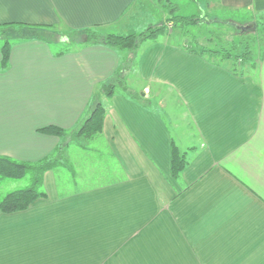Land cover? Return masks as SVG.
<instances>
[{
	"label": "crops",
	"instance_id": "crops-1",
	"mask_svg": "<svg viewBox=\"0 0 264 264\" xmlns=\"http://www.w3.org/2000/svg\"><path fill=\"white\" fill-rule=\"evenodd\" d=\"M149 1L0 0V25L126 35ZM201 2L248 21L264 14V0ZM171 37L144 42L126 73L143 105L101 94L122 59L106 46L57 53L19 39L6 67L0 52V157L37 163L67 144L64 165L43 175L45 197L0 212V264H264V55L235 75ZM96 100L101 133L87 144L70 139ZM167 100L178 102L180 123ZM46 127L67 137L39 132ZM172 143L187 160L176 181Z\"/></svg>",
	"mask_w": 264,
	"mask_h": 264
},
{
	"label": "trees",
	"instance_id": "trees-1",
	"mask_svg": "<svg viewBox=\"0 0 264 264\" xmlns=\"http://www.w3.org/2000/svg\"><path fill=\"white\" fill-rule=\"evenodd\" d=\"M168 8V7H167ZM177 6L169 5V19L167 25L171 29H179L184 39L183 48L190 54L206 56L210 59H219V63H230V71L238 75L239 69L249 65L251 68L260 57L264 55V26L263 23L248 22L255 25L254 31L242 32L229 21L210 20L208 15L202 16H176ZM165 27L149 26L139 33L126 35L99 34L92 29L80 31L60 32L54 27L36 28L23 24L0 25V39L4 41L1 47V67H6L11 49V41L16 40H41L49 43L65 41L66 44L103 45L110 49L126 52L127 57L118 71L100 87L103 96L110 98L116 91H121L131 100L143 105L141 95L128 88L125 83L126 73L130 64L135 62L136 52L141 44L153 41L165 33ZM105 116L104 106L96 100L90 114L70 134L71 139H90L102 131ZM40 133L65 139L67 134L57 127H46ZM66 143H62L56 150L53 158H46L37 163H22L5 157H0V185L7 181H16L27 178L26 187L7 193L0 192V212L13 214L26 210L34 201L44 198L42 191L43 175L53 168L63 166V150ZM187 166L186 154L172 143L170 150V176L176 181Z\"/></svg>",
	"mask_w": 264,
	"mask_h": 264
},
{
	"label": "rangeland",
	"instance_id": "rangeland-1",
	"mask_svg": "<svg viewBox=\"0 0 264 264\" xmlns=\"http://www.w3.org/2000/svg\"><path fill=\"white\" fill-rule=\"evenodd\" d=\"M142 2L146 3V0H141ZM150 2V4H149ZM149 2H147V5H149L148 8V15L147 17L145 16L144 18H140L139 20H137L134 25L135 26H131L129 24V26H127L128 29H133V31L131 33H139L144 31L147 27L149 26H161L163 25L166 29H165V33L163 35H168L169 33H172V37L171 40L175 41V40H180V38L182 37L181 35V31L179 29H171L168 25H167V20L169 19V15H168V11H169V5L174 4L177 6V11L174 12V15L176 16H190V15H194V16H202V12H205V14H208V17L210 20L212 19H216L219 21L225 20V21H229L233 24H236L238 26H248V18H242L240 13H235V12H223V11H219L215 8H211L210 11L207 10V8L203 5L200 6V4L202 5L201 0H150ZM156 3V4H154ZM146 5V6H147ZM168 7V8H167ZM143 11V8L140 7V11ZM205 10V11H204ZM206 10L209 12L207 13ZM252 20H254L255 22H260L263 23L264 26V14L259 15V16H255L252 18ZM147 23H151V25H146ZM128 30H125V32L123 33H127ZM129 33V34H131ZM105 35V34H103ZM163 35H160L159 37L161 38ZM183 39V38H182ZM11 43H13V41H11ZM4 41L0 39V50L1 47L3 46ZM184 44V43H183ZM51 49L54 52H65L67 50H69L70 45L69 44H58V43H51ZM142 47V44L139 46L138 50H140ZM119 54L121 55V63L122 61H124L127 57L126 52H120L118 51ZM138 51L136 52V57H137ZM219 62V59H216ZM136 62L130 64V73L134 72V69L136 68ZM120 63V64H121ZM227 63V62H224ZM219 64V63H218ZM228 65H230V63H227ZM129 76V77H128ZM128 80V82H127ZM135 80V82L133 81ZM136 78L132 77V74L127 75L126 79H125V83L128 86L130 83H136ZM139 87V86H138ZM162 97L169 99L170 96L166 97V95H162ZM170 100H167V102L169 103ZM165 103L163 102V105ZM169 107H166L168 110V114L170 116V118L176 122V123H180V121L182 120V115H181V109L178 106V102L175 103H169ZM172 104V105H171ZM77 130V128H76ZM74 130V132L76 131ZM73 133V132H72ZM70 133V134H72ZM69 137V136H68ZM71 139V137H70ZM77 140L80 141V143H84L87 144L89 143L92 138L90 139H85V138H76ZM81 139V140H80ZM73 140V139H72ZM55 156V155H54ZM62 161H63V155H62ZM12 183L14 184V190H18V189H22L24 187L27 186L28 184V179H22V180H16V181H12ZM13 190V189H12Z\"/></svg>",
	"mask_w": 264,
	"mask_h": 264
},
{
	"label": "water",
	"instance_id": "water-1",
	"mask_svg": "<svg viewBox=\"0 0 264 264\" xmlns=\"http://www.w3.org/2000/svg\"><path fill=\"white\" fill-rule=\"evenodd\" d=\"M235 27L242 31V32H248V31H254L255 30V25L254 24H251V25H248V26H238V25H235Z\"/></svg>",
	"mask_w": 264,
	"mask_h": 264
}]
</instances>
